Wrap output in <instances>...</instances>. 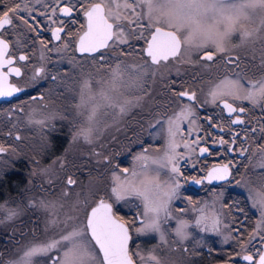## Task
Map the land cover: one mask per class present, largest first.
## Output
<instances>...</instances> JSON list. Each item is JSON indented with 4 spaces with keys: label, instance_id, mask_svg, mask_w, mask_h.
Returning a JSON list of instances; mask_svg holds the SVG:
<instances>
[{
    "label": "flooded vegetation",
    "instance_id": "af4514ba",
    "mask_svg": "<svg viewBox=\"0 0 264 264\" xmlns=\"http://www.w3.org/2000/svg\"><path fill=\"white\" fill-rule=\"evenodd\" d=\"M82 3H87V0H60V4L55 0H41L40 3L30 0V7L34 8L32 15L36 20L35 22L29 20V23L34 24L36 30H31L19 20H14V27L6 26L4 30H0L3 31V38L9 42L5 57H12L11 66L19 67L22 73L19 77L11 74L8 80L24 89L9 99H0V107L5 108L6 122L5 135L0 134V144L9 148V151L4 153L13 150V144L21 140L22 131L27 126L28 119L18 115L44 116L54 103H58L59 98H65L64 94L71 83L77 84L78 80H75V77L79 71H86L91 82V92H87V105L88 109H91L94 103H99L98 100H101L100 94H97L100 93L101 86L94 84L93 81L94 71H99L101 74L109 73V69L114 68L117 63L123 65L144 63L143 49L146 48V42L142 37H147L149 34L142 29L127 34V44L110 42L108 48L91 55L77 52L75 48L79 35L86 30L87 23L80 7ZM5 4L8 7L12 6L9 0H4V4H0V12L6 10ZM64 5L73 7L70 17L59 11L55 14L51 12L52 8L58 9ZM21 15L26 17L27 13L21 12ZM261 15L264 13H257L253 17V22L246 26L259 28ZM48 16H52V20L56 23L50 22ZM61 26L65 31L60 34L61 40L57 41L53 38L51 30ZM65 43H68V48H64ZM44 44L51 51L45 50ZM232 45H240L238 33L232 37L229 47L231 48ZM207 50L214 51L211 48ZM42 51L45 56L43 60ZM22 54L27 55L29 59L20 61L18 57ZM101 54L103 60L100 59ZM227 55L237 57L238 66L225 64ZM227 55L217 54L213 61H206L202 59V50L191 52L190 56L186 55L182 61H169L166 64L152 66L142 81V87L133 88V95H129L133 103L127 106L125 112L121 113L118 109L101 106L95 118L96 131L93 142L80 143V146H84L86 150H93L96 153L97 156L93 160L92 152L87 153L86 166H92L94 163L96 168L100 164L102 169L100 173L98 168L93 170L98 171L103 179L110 165L131 169L136 163L134 158L138 154L148 150L145 154L155 155L154 150L163 149L166 143L167 118L185 105H191L193 109L191 120L194 123L182 122L183 139L189 142L197 137L201 139L200 144L195 145L196 151L186 155L179 163L183 177L177 179L181 186L177 198L170 204L172 216L161 225L167 243L160 240L159 233L135 231L141 226L138 213L142 211V205L138 199L126 202L122 207H115L109 200L113 203L115 215L129 222L132 236L129 249L133 253L147 255L149 251L154 250V254L161 259L162 264H253L243 260V255L253 254L258 259L257 250H264V239H261L264 237V227L257 228L260 211L252 207V202L248 198V187L258 186V178L264 176V168L256 166L260 162V154L256 152V148L264 146V105L253 106L246 100L233 102L229 99L234 106L246 109L243 113L229 115L221 101L212 103L208 96L210 84L225 75L240 73L246 80H258L264 76V30L259 31L257 38L248 44L232 48ZM41 65L45 67V72L34 80V68ZM8 67L5 65L0 69V73L7 72ZM120 88L123 93L120 98L124 99L125 93H130L129 89H126L125 85ZM185 90L195 91L197 100L189 101L187 97L174 95ZM30 104L34 106L32 109L28 108ZM1 114L2 111L0 116ZM237 116L244 121L243 124L231 123ZM61 123L58 125L54 123L55 129L50 133L51 157L66 154L75 141L73 128L65 122ZM190 130L191 135H188ZM234 134L236 142L231 144ZM17 136L20 137L19 140L16 139ZM220 138L229 141V144L214 143ZM229 145L233 148L231 152L228 151ZM201 147L209 148V152L201 156L199 154ZM242 148L248 149L243 155L240 154ZM178 151L186 152L182 145ZM21 157L19 160L11 161L13 166L7 167L2 174L0 173V187L3 183L6 184L4 194L0 188V194L3 196L0 204L5 201L9 204L8 207L17 208L22 212L13 220H7V227L3 228L0 225V264L10 261L12 246L24 245L29 237L41 235L42 215L37 211L38 201L35 196L41 193L53 194L55 189L53 184L55 180L51 181L53 185L51 183L50 185L49 182H44L42 177L31 186L33 177L29 178V161ZM105 157H108V160H105ZM229 161L235 165L229 181H213L211 184L205 181L200 185L191 181L192 177L200 179L205 176L213 165ZM76 162L68 165L65 174L59 177L61 189L64 187V190L58 192L60 195L66 190V186L62 183L68 176L75 180L77 176L87 178L88 173L81 174V171L73 167ZM104 165L106 166L103 167ZM163 172L164 174H160L161 180H168L169 174L161 170V173ZM237 180L249 183L237 185ZM70 188L67 190L71 194L73 191ZM100 197L107 199L105 193ZM205 204L213 206V210L219 214L221 220L219 231H205L202 230L203 226L196 225L195 221L199 213L194 209ZM181 219L188 221V236L182 241L176 237L174 231L178 220ZM132 221L136 223L132 224ZM257 231L259 235H256ZM241 243L246 244L247 247L238 251ZM58 255L60 253H55L53 257ZM37 260H41L37 261V264H51L48 258H37Z\"/></svg>",
    "mask_w": 264,
    "mask_h": 264
},
{
    "label": "snow or ice",
    "instance_id": "6c2138e0",
    "mask_svg": "<svg viewBox=\"0 0 264 264\" xmlns=\"http://www.w3.org/2000/svg\"><path fill=\"white\" fill-rule=\"evenodd\" d=\"M12 3L11 7L5 4L6 10L0 12V30L6 26L14 27V20H19L27 25L31 30H36L34 24L36 17L32 15L34 8L30 7V0ZM40 3L41 0H35ZM60 4V0H55ZM4 4V0H0ZM83 14L86 17V30L79 35L75 50L81 54H94L110 46V42L127 44V34L133 30L147 32L145 39L146 48L144 63L134 65H123L117 63L114 68H110V77L108 81L97 82L101 86L100 97L102 105L93 106L86 118V124L81 126L74 134L73 139H80L87 143H92L94 132L96 131L97 110L101 106H107L118 109L121 113L125 112L127 106L133 103L130 99H121L123 95L120 86L142 87L144 77L149 73L152 66L166 64L169 61L183 60L191 52H200L203 50L202 59L213 61L217 54L227 55L232 48L248 44L257 38V33L264 30V15H261L259 28H249L246 24L253 22V17L257 13H264V0H87V3L80 5ZM73 7L64 5L52 8L51 12L57 11L65 16H71ZM21 12L27 13L22 16ZM44 15V13H41ZM52 23V16H48ZM63 22H61L62 24ZM127 29V32H126ZM55 40H61V33L65 31L64 27H56L51 30ZM239 34L240 45H232V37ZM44 42H42L43 44ZM68 43L64 48H68ZM9 48V42L3 38V31H0V69L8 65L7 72L0 73V98L12 97L16 93L24 91L16 84L8 83V76L14 74L19 77L22 75L19 67H12L13 58L5 57ZM214 49L207 50V49ZM44 49L47 45L44 44ZM60 51V49H57ZM20 61H27V55H20ZM41 59L45 56L41 54ZM100 59L103 60V54ZM225 64L238 66L239 59L227 55ZM45 72L43 65L34 68L33 79L41 77ZM126 74L128 80H125ZM106 85V87H105ZM85 90L91 92V82L85 80L81 89V104L85 100ZM115 93L116 95H111ZM177 97H187L189 101L197 100V93L191 90H185L174 93ZM208 96L212 103L221 101L224 109L231 115L232 113H243L246 111L243 107H236L233 102L249 101L253 106L264 105V76L258 80H246L240 73L225 75L215 83L209 86ZM33 99H37L33 97ZM40 99H43L40 97ZM89 99H94L89 97ZM139 99V98H137ZM193 109L191 105H185L167 118L166 143L163 149H156L155 155L138 154L134 159L136 161L133 168H122L119 166L112 172L109 199L114 198L116 202L124 201L129 198H136L141 202L142 211L138 213L141 226L137 227V233H159L160 240L167 243L161 225L172 216L170 211L171 202L177 198L180 188V181L177 177H183L179 167L181 160L186 155L196 151L195 145L200 144V137L189 142L183 139V121L191 120ZM48 117L42 120L30 121L40 125H45ZM232 124H243L244 121L237 116L231 121ZM255 131V129L253 130ZM188 135H191V130ZM20 139L19 136L16 137ZM235 134L231 144H235ZM221 145L229 144V141L220 138L214 141ZM181 145L186 152H180ZM9 151V148L0 144V153ZM228 151H233L229 145ZM248 149L242 148L240 154L243 155ZM209 152V148H199V154L203 156ZM256 152L260 154V162L256 165L264 168V146H258ZM108 160V157H105ZM235 165L232 161L227 163L213 165L207 174L200 179L192 177L191 181L197 185L205 181L211 184L213 181H229L233 175ZM161 170L169 174L168 180H161ZM51 183V181H49ZM248 185V181L237 180V185ZM77 184V181L68 176L65 185L66 190L63 197H69L67 190ZM258 186L248 187V198L252 202L253 208L260 211V221L257 228L264 227V176L257 180ZM104 197L95 201V206L85 211L82 221L73 223V217L67 216L64 220L66 227L59 238L33 240L23 251V255L15 261H9L8 264H37L39 257H48L51 264H162L161 259L154 254V250L149 251L147 255H141L139 252H131L129 242L132 236L129 231V222L118 217L113 212V203ZM41 208L53 213L57 210L56 202L41 200ZM62 207V205H61ZM199 215L196 218V225L203 226L205 231H219L221 220L219 214L213 210V206L205 204L203 207L194 209ZM183 211V210H181ZM19 215L17 208L8 207L7 204H0V223L5 220L11 221ZM56 221L53 220V223ZM135 224L136 221H132ZM188 221L178 220L174 229L175 235L179 240H184L188 236ZM259 235V231L256 232ZM254 238V237H253ZM264 239V237H261ZM251 240H249V243ZM247 246L241 243V248ZM57 250L60 255L56 257L48 256L53 250ZM186 251V250H185ZM256 256L253 254L243 255V260L253 262V264H264V250H257ZM135 257V259H134Z\"/></svg>",
    "mask_w": 264,
    "mask_h": 264
},
{
    "label": "rangeland",
    "instance_id": "374dc122",
    "mask_svg": "<svg viewBox=\"0 0 264 264\" xmlns=\"http://www.w3.org/2000/svg\"><path fill=\"white\" fill-rule=\"evenodd\" d=\"M126 76H128L126 74ZM125 76V80H128V77ZM110 77V72H101L94 71L93 81L94 84L98 85L100 81H108ZM75 80L77 84H70L67 88V92L64 94L65 98H59L58 103H54L53 107L51 109H48V111L45 113L44 116H36L35 114H20L18 116L26 117L28 120L27 126L22 131V138L19 142H15L13 145V150H11L9 153H4L0 155V173L2 174L3 170H5L7 167L13 166L14 160H19L23 157L27 158L29 161V178L33 177L31 180V186L35 185L37 183L36 180H41L40 177H42L45 181L49 182L53 181V184L55 185V189L53 194L48 193H41L36 195L38 206L37 211L39 214L42 215V233L41 235H37L34 237H29L30 239L24 243V245H14L10 248V261H15L19 259L20 256L23 255V251L26 250V246L33 240H45V239H52V238H59V235L62 233V231L68 227L70 228L71 225H65L64 220L67 216L71 215L73 217V223H78L83 220L85 211L89 210L91 206L95 204V201L98 200L100 196L105 193L107 195V199L110 197V188L112 187L111 177L112 172L116 167L109 166L107 169V174L102 179L98 173H100L101 165L97 166L96 168L99 169V172L97 173L94 171L96 168L94 166V163L92 166H86V155L88 152H92V160L96 158V153L92 150H86L84 146H80L81 142H85L83 138L77 139L73 142V145L68 148L66 151V154L57 156V157H51V135L50 133L54 131L55 126L54 123L62 124L61 122H65L67 125H70V127L73 128L74 134L75 132L81 127L86 124V118L88 113L90 112V108L88 109V95L87 90H85V100L87 101L83 106L77 107V105L81 104V89L83 87L84 81L89 80L88 74L86 71H79L77 73V77H75ZM90 81V80H89ZM100 87V84L98 85ZM129 89V92L125 93L124 99H132L129 97V95H133L132 86H126V89ZM126 91V90H125ZM94 92V91H93ZM96 93H94L95 95ZM97 94H100L99 92ZM98 96V95H97ZM95 96V97H97ZM99 103H94V106L97 104L102 105L101 100H98ZM34 106L28 107L29 109H32ZM93 107V106H92ZM101 107L98 108L100 110ZM28 110V109H27ZM113 110V109H112ZM0 111H2V114L0 116V134L3 136L5 135V124L4 121L5 117V108L0 107ZM48 117H51V119H47V122L45 125H40L34 122L35 120H42L46 119ZM112 120V119H109ZM61 126V125H60ZM106 126V125H105ZM59 127V126H58ZM73 134V136H74ZM74 140V139H73ZM26 148V149H23ZM73 167L77 170L81 171V174H87V178H83L80 176H77V184L74 186H71L70 189H72V193L69 195V197H62L59 191L64 190L61 189V181L59 179L65 174V169L68 167V165H72V163H75ZM104 165L103 167H105ZM94 169V170H93ZM122 169V168H120ZM92 171V173H90ZM79 174V173H78ZM161 174H164L161 173ZM60 177V178H59ZM66 181V179H65ZM65 181L63 186L65 185ZM87 181V182H86ZM50 184V183H48ZM52 184V183H51ZM50 184V185H51ZM52 184V185H53ZM135 198H129L124 201L116 202L114 198L109 199L111 202L114 203L115 207H122L126 202H130L131 200H134ZM41 200L45 201H52L56 202L57 204V210L55 213L45 210L44 208H41L39 205V202ZM1 204H9L7 202H3ZM62 205V207H61ZM22 212L19 211V215ZM17 216V217H18ZM0 219H2V216H0ZM53 220L56 222L53 223ZM7 220H5L3 223H0V225L5 228L7 227ZM244 250L241 247L238 248V251ZM59 253L57 250H53L51 253L48 254V256L53 257V254ZM39 258H48L46 257H39ZM37 259V258H36ZM41 261V260H37ZM8 264V263H3Z\"/></svg>",
    "mask_w": 264,
    "mask_h": 264
},
{
    "label": "trees",
    "instance_id": "16d2710c",
    "mask_svg": "<svg viewBox=\"0 0 264 264\" xmlns=\"http://www.w3.org/2000/svg\"><path fill=\"white\" fill-rule=\"evenodd\" d=\"M5 186H6V184L3 183L2 186L0 187V188H2V190H3V191H2L3 194H4V192L6 191V190H5V189H6ZM1 199H3V196H1V194H0V200H1Z\"/></svg>",
    "mask_w": 264,
    "mask_h": 264
},
{
    "label": "water",
    "instance_id": "95a60500",
    "mask_svg": "<svg viewBox=\"0 0 264 264\" xmlns=\"http://www.w3.org/2000/svg\"><path fill=\"white\" fill-rule=\"evenodd\" d=\"M8 83H10V82H9V80H8ZM17 94H18V93L14 94V95H17ZM14 95H13V96H14ZM9 98H11V97H7V98H0V99H9ZM94 206H95V205H94ZM113 212H114V207H113ZM114 214H115V213H114Z\"/></svg>",
    "mask_w": 264,
    "mask_h": 264
}]
</instances>
